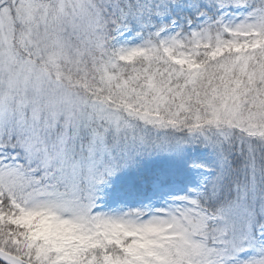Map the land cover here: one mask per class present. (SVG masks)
Wrapping results in <instances>:
<instances>
[{"label": "snow or ice", "instance_id": "6c2138e0", "mask_svg": "<svg viewBox=\"0 0 264 264\" xmlns=\"http://www.w3.org/2000/svg\"><path fill=\"white\" fill-rule=\"evenodd\" d=\"M0 264H264V0H0Z\"/></svg>", "mask_w": 264, "mask_h": 264}]
</instances>
